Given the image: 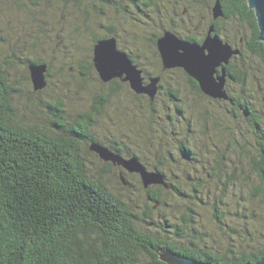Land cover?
<instances>
[{"label":"rangeland","instance_id":"rangeland-1","mask_svg":"<svg viewBox=\"0 0 264 264\" xmlns=\"http://www.w3.org/2000/svg\"><path fill=\"white\" fill-rule=\"evenodd\" d=\"M116 1L126 3V0ZM153 1V6H144L143 13L135 12L129 3L125 5V13L118 11L116 4H104L100 18H93L99 8L89 6L91 17L85 23L87 5L64 4L58 0L38 3L0 0V69L14 89L11 104L16 118L48 130L52 120L45 107L48 102L60 100L66 120L72 121L78 113L92 109L96 96L106 95L103 111L96 115L91 133L103 144L118 140L124 146V157L133 152L140 154L150 171L163 158L165 163L160 167L167 176L166 182L175 183L179 189L170 190L168 186L163 190L162 203H155L150 210L153 224L144 221L142 226L176 243L190 244L193 240L192 243L202 248L224 251L232 247L237 252L256 247L264 238V209L260 196L252 195L253 188L258 187L256 174L250 175L248 181L231 185L225 178L217 179L214 173H230L237 165L239 149L233 142L240 132L244 137L240 139L242 143L245 139L255 143L258 138L241 117L235 120L226 116L221 103L198 96L178 68L161 69L148 41L153 33L159 35L165 29H171L182 39L188 33L203 37L210 18L199 0ZM89 26L91 30H87ZM108 27H113L116 33L118 48L124 47L131 56L139 55L136 64L142 69L145 81L157 72L162 75L164 84L153 100L143 94L136 95L127 82L120 80L118 88L111 90L110 82L101 81L93 68L84 69L85 63H92V32L107 34ZM79 28L78 33H72ZM229 42L239 47L236 41ZM33 59L47 62V69L51 70L46 86L39 91L32 90L26 64ZM254 61L252 58L249 62L255 66ZM254 71L255 74H248L243 94L256 108L264 110V71L262 68ZM227 84L231 92H241L239 84ZM169 88L178 90V102L170 99ZM175 104L180 105L181 114ZM186 139L193 147L192 160L179 150L181 141ZM80 147L87 172L128 202L133 212L141 213L150 205L138 175L125 172L119 165L105 170L103 160L89 149L86 151L84 144ZM223 151L227 156L219 159ZM251 153L258 158L256 152ZM244 160L241 159V164ZM245 171L250 174V170ZM120 177L125 183L119 181ZM186 217L190 221L178 236L176 226L183 225ZM163 220H167L165 232L161 230Z\"/></svg>","mask_w":264,"mask_h":264},{"label":"trees","instance_id":"trees-1","mask_svg":"<svg viewBox=\"0 0 264 264\" xmlns=\"http://www.w3.org/2000/svg\"><path fill=\"white\" fill-rule=\"evenodd\" d=\"M39 1L45 0H32V3ZM58 1L64 4L72 3L77 6L83 4L87 7L99 8L101 12L94 11L96 13L93 14V18L101 17V6L104 4L107 6L116 4V9L124 13L125 5L128 3L137 13H143L144 6L154 4L153 0H126L125 4L116 0ZM219 1L223 16L215 21L210 16L215 0H199L206 9L210 23H214L218 36L223 38V41L229 42L230 39L236 41L235 45L239 46L240 54L233 56L226 65V78L229 84L231 82L239 84L242 88L241 92H231L227 89V84L225 87L229 99H213L204 94L198 83L183 69H178L198 96L207 98L211 102L221 103L224 106V109H221L223 114L235 120L241 117L247 129L258 138L255 143L248 141L249 139H245L242 143L240 139L244 137L240 132L233 142L236 149H239L238 152L236 151L237 165L230 169V173L214 174L217 179L225 178L231 185L236 182L240 184L243 180L248 181L250 175L256 174L258 187L253 188L252 195L260 196V203L264 209V110L261 107L256 108L253 101L243 94L248 74H255L254 70H260V68L264 71V41L259 39L254 11L248 6L247 0ZM90 7L89 11L84 10L85 23L91 17ZM86 28L91 30V26ZM204 29L206 33L207 26ZM80 30L81 28L74 29L72 33H78ZM107 32L103 35H95L92 32V43L108 36L116 37L113 27H108ZM162 32L159 35L156 32L153 33L148 41H151L153 53L161 69L164 70L156 46V40ZM229 33L234 37L231 38ZM184 38L197 42L202 40V37L198 38L189 33ZM123 48L119 49L125 52ZM125 53L133 63H137L139 55L131 56ZM252 58L257 65L254 66L249 62ZM32 63H45L48 66L47 62L41 59H33L27 60V67ZM83 67L94 69L93 63L89 62ZM50 75L49 68L45 76ZM155 75L161 77L160 88L164 84L162 75L160 72L153 76ZM118 80L120 79L109 81L111 90L118 88L120 84ZM32 90H34L33 87ZM13 92L14 89L8 84L5 73L0 69V145H2L0 150V188H2L0 191V264H168L159 257L158 251L162 249L214 264L255 263L264 255L263 237V241L250 249L243 248L236 252L232 247H228L224 251H219L210 247H197L192 243L193 240H190V244L176 243L160 232L146 229L142 223L145 221L147 224H153L154 220L150 216L151 207L155 203H162L161 194L167 187L162 184H152L144 188L151 203L141 213H135L128 202L111 192L100 179L93 178L87 172L80 144H84L87 151L89 144L96 141L124 155L122 150L124 146L118 140L103 144L90 130L96 115L103 111V105L107 100L106 95L96 96L92 109L78 113L72 121L66 120L60 100L48 102L45 107L52 115V120L46 130L24 124L16 118V110L11 104ZM167 94L172 101H179L177 89L169 88ZM175 106L176 111L181 114L183 110L180 105L175 104ZM188 143L187 139L185 142L181 141L179 150L184 157L192 160L194 151ZM252 151L256 152L258 158L251 153ZM92 153L98 157L96 153ZM226 156L227 153L223 151L218 158L223 159ZM129 157L138 159L148 170L149 164L140 154L133 152ZM243 158L245 160L241 164ZM158 160L153 169L160 173L166 182L167 176L160 167L165 162L161 157ZM103 164L105 170L114 165L105 161ZM218 165L220 166V163ZM245 170H250V174L248 175ZM166 184L170 190L179 191L175 183L166 182ZM189 221L190 217H186L183 225L176 226L178 236L183 234ZM166 222L162 221L161 230L163 229L164 232L167 231Z\"/></svg>","mask_w":264,"mask_h":264},{"label":"water","instance_id":"water-1","mask_svg":"<svg viewBox=\"0 0 264 264\" xmlns=\"http://www.w3.org/2000/svg\"><path fill=\"white\" fill-rule=\"evenodd\" d=\"M247 3L254 11L259 39L264 41V0H247ZM211 14L213 19L223 16L219 0L213 3ZM156 46L164 69L181 68L198 83L200 90L207 96L213 99H229L225 88L226 65L233 56L240 54V49L223 41L214 32V24L208 26L201 42L182 39L174 32L164 30L157 38ZM92 63L103 82L120 79L127 82L134 93L146 95L150 100L155 98L159 90L161 77L147 76L145 81L142 69L118 48L117 39L114 36L100 38L93 44ZM27 68L33 89L42 90L47 84L46 64L32 63ZM89 149L101 160L119 165L129 173L138 174L144 188L152 184H162L168 188L160 173L147 170L135 157H123L96 141L89 144ZM120 179L122 183H125L123 177ZM158 252L160 259L168 264H214L168 249ZM246 264H264V255L255 263Z\"/></svg>","mask_w":264,"mask_h":264},{"label":"flooded vegetation","instance_id":"flooded-vegetation-1","mask_svg":"<svg viewBox=\"0 0 264 264\" xmlns=\"http://www.w3.org/2000/svg\"><path fill=\"white\" fill-rule=\"evenodd\" d=\"M211 17H212V15H211ZM212 19H213V18H212ZM217 19H218V18H217ZM217 19H213V20L216 21ZM210 24H214V23H210ZM210 24H209V25H210ZM209 25H208V26H209ZM208 26H207V29H208ZM206 32H207V30H206ZM214 32H215V27H214ZM215 33H216V32H215ZM205 34H206V33H205ZM204 36H205V35H204ZM204 36L202 37V39L204 38ZM201 41H202V40H201ZM226 80H227V78H226ZM225 85H226V82H225Z\"/></svg>","mask_w":264,"mask_h":264},{"label":"snow or ice","instance_id":"snow-or-ice-1","mask_svg":"<svg viewBox=\"0 0 264 264\" xmlns=\"http://www.w3.org/2000/svg\"><path fill=\"white\" fill-rule=\"evenodd\" d=\"M0 150H2V145H0ZM0 191H2V188H0Z\"/></svg>","mask_w":264,"mask_h":264}]
</instances>
